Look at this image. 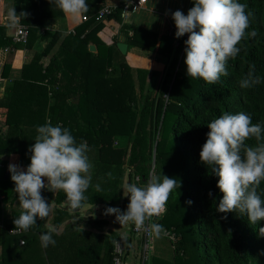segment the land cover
<instances>
[{"label": "trees", "instance_id": "trees-1", "mask_svg": "<svg viewBox=\"0 0 264 264\" xmlns=\"http://www.w3.org/2000/svg\"><path fill=\"white\" fill-rule=\"evenodd\" d=\"M129 1L117 0L109 15L95 20L105 0H86L89 11L82 16L86 20L74 33L62 35L45 28L50 18H64L54 0H13L17 14H29L19 21L28 29L27 42L12 43L6 26L0 24V49H26L37 41L47 44L23 65L20 77L3 89L0 108L4 109L5 129L0 128V157L17 155L18 165L26 169L37 126L46 121L60 124L71 130L77 143L86 141L91 149L92 181L84 205L101 206L104 212L108 207L127 209L122 196L126 169L127 184L132 178L144 184L150 172L180 181L181 187L170 194L165 214L155 221L175 233L172 262L153 259V264H264V221L251 224L238 212H217L222 199L218 177L200 162L207 125L221 114L245 112L253 123L264 122V0H239L254 13L246 31L256 30L258 35L241 41L239 55L228 62L229 74L215 84L188 77L185 62L180 70L185 37L177 39L172 31L157 34L123 23L122 10ZM191 7L192 0L188 10ZM108 21L120 25L109 45L97 35ZM59 40L49 60L41 62ZM118 42L127 44L126 54L119 52ZM91 44L95 53L88 50ZM130 51L165 58L157 93H147V70L136 67L132 71L127 64ZM253 64L262 82L241 88L239 81ZM8 70L4 63L2 78L8 77ZM246 143L255 146L257 141L253 138ZM7 170L5 162L0 168V202L15 201L18 206L10 173L5 177ZM109 172L115 179L108 178ZM98 183L101 191H96ZM257 191L264 199V182ZM42 195L53 205L49 224L47 217L37 218L28 231L9 234L16 229L13 221L22 209L18 206L4 216L0 207V264H114L119 234L101 231L107 220L86 218L85 226H74L63 191L44 190ZM65 202L68 210L63 207ZM53 227L56 244L44 248L40 235ZM20 240L25 244L20 245ZM37 241L38 246L33 244Z\"/></svg>", "mask_w": 264, "mask_h": 264}, {"label": "clouds", "instance_id": "clouds-1", "mask_svg": "<svg viewBox=\"0 0 264 264\" xmlns=\"http://www.w3.org/2000/svg\"><path fill=\"white\" fill-rule=\"evenodd\" d=\"M54 3L73 16H83L89 11L86 0H54ZM192 3L187 15L181 10L172 13L175 38L188 35L184 61L188 77L215 84L229 74L228 62L239 55L241 41L258 35L256 30L246 31L254 13L239 0H192ZM28 15L24 11L17 14L15 8L9 9L8 27H17ZM261 82L253 64L239 85L248 89ZM207 127L209 132L200 151V162L218 177L217 188L222 199L216 211L238 212L246 215L251 224L264 221V199L257 191L264 182V122L253 123L251 115L245 112L223 113ZM36 132L35 141L28 149L31 155L27 168L11 163L8 166L22 209L13 222L15 228L22 231L36 225L37 218L44 219L50 214L51 204L42 195L44 190L63 191L69 206L79 209L87 201L85 193L92 181L93 164L88 156L91 149L86 141L77 143L69 128L60 124L53 126L50 121L37 126ZM253 138L257 143L249 146L246 142ZM107 176L115 179L111 172ZM180 187L176 178L150 172L144 184L125 186L123 193L129 199L125 211L108 207L104 214L114 215L121 224L132 223L149 238L158 239L166 229L152 218L166 211L170 194ZM95 188L102 190L99 183ZM56 231L53 227L40 235L42 247L55 246L53 233Z\"/></svg>", "mask_w": 264, "mask_h": 264}, {"label": "rangeland", "instance_id": "rangeland-1", "mask_svg": "<svg viewBox=\"0 0 264 264\" xmlns=\"http://www.w3.org/2000/svg\"><path fill=\"white\" fill-rule=\"evenodd\" d=\"M190 0H148L147 3L142 7V9L128 12L126 13V20L133 25L139 26L141 28H146L148 30L154 31L157 34H161L164 32L170 33L176 32L175 23L172 19V13L176 10H181L186 15L188 10ZM13 0H1L0 1V12L3 17H5L6 22L9 23L7 13L9 9L12 8ZM50 22L53 20L55 22L61 21L60 18H50ZM6 25V24H1ZM8 32L7 34H12L14 28L6 26ZM185 41L188 39V35L185 34ZM2 54V49H0V55ZM185 55V54H184ZM186 58V57H185ZM165 58L161 56H157V54H151L149 57H143L141 55L137 56H127V64L132 67V71L134 68L139 67L147 70V93L154 94L157 93L160 81L162 80V75L164 72L163 62ZM185 60V59H184ZM184 67V61H182L180 70ZM2 118V117H1ZM127 169L124 175V184L122 187V196L126 199L127 203H129V199L124 196V188L127 184ZM131 183L140 184L137 178H132ZM66 203V202H65ZM92 206L84 205L81 207L78 215L75 216L74 213H71L70 223L72 225L81 226L84 224L83 219H97V218H108L110 220V224L112 225V230L121 234L120 236V245L121 248L125 246L128 247V254L124 258V262L126 264H140L141 263V248L137 245L138 236L134 233H131L130 236L124 234V230L130 231L132 229V223L121 224L116 221L114 215H105L104 210L100 208V206L93 213H89L92 211ZM120 208V207H119ZM122 211L126 209L120 208ZM89 213V214H87ZM87 214V215H85ZM165 214V212H164ZM163 214V215H164ZM50 215V214H49ZM48 215V217H49ZM162 215V217H163ZM156 220H160L157 218ZM63 226L60 227V229ZM92 228V227H91ZM93 229V228H92ZM34 245L38 246L39 242H33ZM123 253V251H122ZM173 251H172V243L165 237L161 236L156 239L153 238L152 241V251L149 253L148 258L145 264H153L154 261L158 263H162L161 261L172 262Z\"/></svg>", "mask_w": 264, "mask_h": 264}, {"label": "crops", "instance_id": "crops-1", "mask_svg": "<svg viewBox=\"0 0 264 264\" xmlns=\"http://www.w3.org/2000/svg\"><path fill=\"white\" fill-rule=\"evenodd\" d=\"M116 2H117V0H105V6L114 7ZM126 15L127 14L122 15L123 23H125L127 25H133L132 23L127 22ZM2 17L3 16L1 15V12H0V22L3 21L1 23H5L6 25L9 24ZM81 18H82V16H73V15L64 13V18L61 19V21L55 22L52 20L50 22V20H49V21H47L45 28L48 29L49 31H60L62 33V35L68 34V33H74V29L77 26H79L82 22ZM119 28H120V25L114 23L113 21H108L105 23V27L97 35L101 41H103L105 44L109 45L112 42V37L118 33ZM6 31H7V29H6ZM126 31H128L129 34H131L129 29H127ZM6 33H8V32H6ZM60 41L61 40L56 42L55 46L51 48V50L48 52V54L46 56H43V58L41 59V62H45V61L49 60V57L55 52ZM46 44H47L46 41H37L30 48H26V49L25 48H18L15 50L14 48L9 47V46L4 47L2 49V54L0 55V72H1V69H2V66L4 65V63L8 64L9 70H8V77L7 78H2V76L0 75V97L3 95V89L6 86V83H8L10 80H14V79L19 78L21 75V70H22L23 65L27 64L31 60V58L34 56L35 53L43 50V48L46 46ZM91 45H93L95 47L94 44H91ZM95 52H96V48H95L94 53ZM131 55L137 56V54H135L133 51H130V53H128L127 56H131ZM42 84L45 85V83H42ZM57 88L59 91L64 90L60 87H57ZM48 95L50 96V94H48ZM3 117H4V109L0 108V128H2L4 130L5 128H4L3 122H2ZM17 158H18L17 155L1 156L0 157V168L3 166V163H5V162H6V166H9L10 163L11 164H18ZM45 183H47V181H45ZM2 197L3 196H1V199H2ZM18 206H17V203L15 201L14 202L8 201V202H4V203L0 202V207L1 208L3 207L2 209H3V215L4 216L10 215L13 211L17 210ZM52 207H53V205L51 204L50 215H49V217L47 216V220H46L47 225L49 224V220L51 218ZM63 207H64V209H65V207L68 208V206H66V203L63 204ZM98 207L99 206H97V208ZM97 208L93 207L92 208L93 212H95V210ZM100 208H101V206H100ZM80 209L81 208H79L77 210L72 209L71 212L74 214L77 213V215H78V212L80 211ZM93 212L90 211L89 213H93ZM89 213H87V214H89ZM87 214H85V215H87ZM97 219L107 220V225L105 227H103V229L101 230L102 232L112 230V225L110 224V220H108V218L105 217V218H97ZM85 220L86 219L84 218L83 221H84V224L86 225ZM0 228H2L1 221H0ZM126 231L127 230H124V234L127 236H130L132 233L131 230L129 231V234H126ZM118 234H119V239H120L121 234L120 233H118ZM170 242L172 243L173 241H170ZM137 245L139 246L138 240H137ZM126 247L127 246L124 247V252H123V256L125 255V257L128 254ZM123 263L126 264V262H123Z\"/></svg>", "mask_w": 264, "mask_h": 264}, {"label": "built area", "instance_id": "built-area-1", "mask_svg": "<svg viewBox=\"0 0 264 264\" xmlns=\"http://www.w3.org/2000/svg\"><path fill=\"white\" fill-rule=\"evenodd\" d=\"M147 1L148 0H131V1L127 2L125 4V6L123 7L122 15H125L129 11L134 12V11L142 9V7L147 3ZM111 8L112 7H110V6H104L102 9H100L98 11L97 15L95 16V20H100L103 17L109 15L112 11ZM2 18L5 20V17H2ZM81 20L85 21L86 18L82 17ZM1 22H3V21H1ZM1 22H0V24H2ZM3 24H5V23H3ZM5 26H7V25H5ZM8 35L11 36L12 43L25 45L27 42V38H28V29L26 26L18 24V26L14 28L13 33L8 34ZM162 215L159 217H153L152 220L155 222L157 218L161 219ZM19 232H20V230H17V229L9 231L10 234H17ZM131 232L138 236V243H139V246L141 248V263L140 264H144L148 258L149 253L152 251L153 238H149L144 230L137 229L134 224H133V227L131 229ZM162 236H164L165 238H167L170 241L175 240V233L172 230L166 231ZM19 244L24 245L25 244L24 240H20ZM122 251L124 252V248H121L120 241H117L115 244V252H116L117 256L114 259V264H124L122 262V256H123Z\"/></svg>", "mask_w": 264, "mask_h": 264}, {"label": "water", "instance_id": "water-1", "mask_svg": "<svg viewBox=\"0 0 264 264\" xmlns=\"http://www.w3.org/2000/svg\"><path fill=\"white\" fill-rule=\"evenodd\" d=\"M116 47H117V49L119 50V52L121 54H123V55L126 54V52H127V44H125L123 42H118V43H116ZM88 50L90 52H94L95 51V47L93 45H89ZM8 173H9V171L7 170L6 171V174H5V177H7ZM67 209L68 208L65 207V210H67ZM75 210H77V209H75ZM84 226H85V224H84ZM126 234H129V231L128 230L126 231Z\"/></svg>", "mask_w": 264, "mask_h": 264}]
</instances>
